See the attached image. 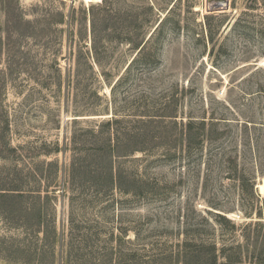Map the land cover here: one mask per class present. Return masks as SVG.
<instances>
[{
	"label": "rangeland",
	"instance_id": "obj_1",
	"mask_svg": "<svg viewBox=\"0 0 264 264\" xmlns=\"http://www.w3.org/2000/svg\"><path fill=\"white\" fill-rule=\"evenodd\" d=\"M263 7L0 0V264H264Z\"/></svg>",
	"mask_w": 264,
	"mask_h": 264
},
{
	"label": "trees",
	"instance_id": "obj_2",
	"mask_svg": "<svg viewBox=\"0 0 264 264\" xmlns=\"http://www.w3.org/2000/svg\"><path fill=\"white\" fill-rule=\"evenodd\" d=\"M150 8H152V6H150ZM263 8H264V7H263ZM208 20H209V16H208V14L204 15V31H205V33H206V37L208 38V41H212V40H213V37H214V33H215V31L212 29L211 24L209 23ZM238 21H239V19H237V20L235 21L234 26H237V25L239 24ZM162 22H163V19H162V21L156 26V28L154 29V31L151 33L150 37H153V36H155L156 34H159V33H160V31L162 30ZM143 37H144V36H143ZM150 37H149V38H150ZM140 44H141V43H137V44H136L137 47H139ZM142 48H143V46L140 48L139 51H141ZM212 50H213V48H212ZM212 50H211V51H212ZM211 51H210V53H211ZM110 122H111V120H108V121H107V123H110ZM145 122H151V120H146ZM132 151H135V150L127 151V152H125V153L122 154V155L125 156V157H127V156H129L130 154H132ZM115 177H116V183H117L118 180L120 179V177H125V176H123L121 173H118V174H116V175L111 174L112 183L115 182V180H113V178H115ZM127 191H128V190H127ZM125 192H126V191H125ZM218 217H219V218H222V219H226L225 216H223V215H221V214H218ZM216 263H217L216 257L211 258V262H210V264H216Z\"/></svg>",
	"mask_w": 264,
	"mask_h": 264
},
{
	"label": "water",
	"instance_id": "obj_3",
	"mask_svg": "<svg viewBox=\"0 0 264 264\" xmlns=\"http://www.w3.org/2000/svg\"><path fill=\"white\" fill-rule=\"evenodd\" d=\"M229 8V0H206L207 13L222 12Z\"/></svg>",
	"mask_w": 264,
	"mask_h": 264
},
{
	"label": "bare ground",
	"instance_id": "obj_4",
	"mask_svg": "<svg viewBox=\"0 0 264 264\" xmlns=\"http://www.w3.org/2000/svg\"><path fill=\"white\" fill-rule=\"evenodd\" d=\"M86 1H90V0H86ZM259 189H260V191H263L264 190V180H263L262 183H260Z\"/></svg>",
	"mask_w": 264,
	"mask_h": 264
}]
</instances>
